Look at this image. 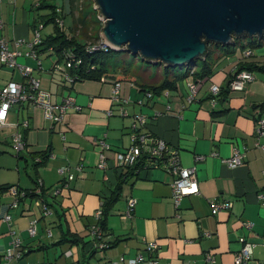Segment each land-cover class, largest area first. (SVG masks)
Instances as JSON below:
<instances>
[{
	"label": "crops",
	"instance_id": "0c3cea01",
	"mask_svg": "<svg viewBox=\"0 0 264 264\" xmlns=\"http://www.w3.org/2000/svg\"><path fill=\"white\" fill-rule=\"evenodd\" d=\"M52 6L62 9L63 19L71 16L72 27L65 23L67 36H71L81 15L71 13L69 0H0V39L11 51L22 53L18 64L30 68L31 76L51 94L53 103L69 94L80 107L78 112L67 113L62 123L45 119L41 108L15 105L8 112V126L0 129V264L10 247V228L17 231L22 248L20 258L9 264H127L138 255L153 258L157 264H235L242 247L240 238L254 244L246 264H264V199L259 198L264 195V136L257 135V122L264 121V75L255 73L243 91H231L227 86L239 61L264 65V43L247 59H243L241 46L228 57L217 50L213 73L198 80L196 100L190 104L186 84L191 78L177 90L151 94L150 99L140 79L112 73L99 81L78 80L67 88L63 84L68 71L55 54L36 50L40 63L25 56L38 25H44L42 40L53 34L52 24L53 31L43 33ZM17 40L23 41L21 45L16 46ZM11 81L26 83L17 68L0 62V88ZM115 81L121 83L119 102L112 95ZM212 85L220 87V94L211 95ZM120 108L126 110V116H120ZM139 115L146 118V127L140 130L151 132L176 150L183 167H196L199 194L184 198L178 210L171 196L172 179L163 169L120 178L116 152L130 146ZM22 121H28L27 128L20 126ZM15 132L21 133L26 143L24 154L18 157L7 155L5 149L13 148ZM102 138L110 147L104 151L105 171L98 168L103 149L96 141ZM234 147L243 159L231 169L223 159L231 157ZM49 153L53 158L45 157L35 166L38 156ZM200 156L203 160L197 161ZM63 167L69 170L60 175L58 170ZM38 180L46 197L67 183L56 196V213L43 217L32 202L10 209L13 197L7 186L33 190ZM116 194L119 198L111 203ZM130 198L136 201L132 218L122 219ZM212 201H230L232 206L214 212ZM107 205V213L97 218ZM7 214L12 225L4 221ZM32 219L39 221L35 237L27 233ZM246 222L251 228L244 226ZM95 229L102 232L107 247H94L91 233ZM147 243L157 245L151 254L146 251Z\"/></svg>",
	"mask_w": 264,
	"mask_h": 264
},
{
	"label": "built area",
	"instance_id": "2783aa9c",
	"mask_svg": "<svg viewBox=\"0 0 264 264\" xmlns=\"http://www.w3.org/2000/svg\"><path fill=\"white\" fill-rule=\"evenodd\" d=\"M57 13H61L62 9L58 8ZM55 24L59 27L61 31L67 32L65 27V22L62 16L55 17ZM104 25V20H102ZM44 25L40 24L34 30L33 39L29 43L30 51L25 53L26 57L34 58L38 60V53L35 50V47L42 42L41 31L43 30ZM67 34V33H66ZM23 41L17 40L15 42L16 46L21 45ZM112 50L108 45L103 43L99 38L93 43H87L85 46V52L93 54L98 51L107 52ZM22 56V53L17 50L11 51L8 47L7 42L4 39H0V62L2 65L9 67L10 69L17 68L20 71L22 77L26 80L25 84L17 83L11 81L7 83L4 87L0 88V129L8 126L7 125V116L10 109L15 105L23 106L26 105L30 108H41L43 110L44 118L52 121L53 123H62L64 117L69 112H78L80 107L76 105L75 99L69 94L64 96L62 100L58 103H53L51 101V94L42 90L40 87V82L31 76V70L28 67L19 65L17 59ZM253 56L252 50L243 51V59L250 58ZM81 64V59L77 57L74 52H69L66 56V61L64 62V67L68 71L65 74L64 87L71 88V86L77 81V77L71 75L69 71L71 69H76L78 65ZM57 66V65H56ZM55 66V68H56ZM58 68V66H57ZM254 80V74L243 70L237 73L231 80L229 88L231 91H243L247 83ZM188 94L186 101L187 103L195 102L196 95L198 91V83L192 80L187 82ZM121 83L115 81L113 83L112 95L113 100L116 102L120 101ZM210 93L212 96H216L220 93V87L217 85H212L210 87ZM147 97L150 99L151 94L147 93ZM119 114L121 117L127 115L125 109L120 108ZM140 125L139 128L137 126ZM14 127L16 125H13ZM21 127L27 128L28 121H22L20 124ZM135 131L131 134V144L127 149L116 152V162L120 170L126 171L131 168L138 166V169H163L171 177V196L175 206V209L178 210L182 200L186 197L198 195L199 186L197 181V170L196 167H183L179 161L178 153L176 150L169 149L166 143L148 131H142L146 127V118L143 115L135 117L134 123ZM142 128V130H140ZM257 135L258 137L264 136V121L260 120L257 122ZM97 144L102 146L103 152L99 155V164L98 168L101 170L107 169V161L104 154V151L110 149L109 145L102 138L96 141ZM12 144L15 150V156L18 157L22 151L25 150L26 143L22 137V134L15 132L12 136ZM264 148V147H263ZM53 154L49 153L48 156H38L35 159L36 164L43 162L44 158H53ZM243 155L237 148H233V153L231 157L223 159V163L226 164L229 168L233 169L241 165ZM197 161L203 160V157H197ZM69 170L68 167H63L58 170L60 175H63ZM138 172V171H137ZM73 179L72 175L68 176V181ZM66 182H63L61 186L56 187L53 190L52 195L58 196L61 192V189L66 188ZM9 192L11 193L13 200L9 204L10 209H21L22 206L28 202L29 204L35 203V205L40 209L43 217L52 215L53 212L51 208L43 201L42 198L31 199L29 193L25 190L19 188L18 186L9 187ZM33 193L40 197L43 193V187L40 180L37 182V186L33 190ZM260 199H264V195L259 194ZM136 201L134 199H129L127 201V210L124 214L121 215L122 219L132 218V209L134 208ZM210 206L214 212H219L222 210H229L232 206L230 201L216 203L212 201ZM97 218H100L101 211L97 213ZM4 221L8 225L13 224V219L11 215L7 214L4 217ZM36 219H32L29 222L27 228V233L30 237H35L38 234V223ZM246 228H251V224L246 222L244 224ZM48 236H51V231H46ZM11 236L10 247L6 249L3 254V263L9 264L11 260L18 259L21 256L22 240L19 238L18 233L15 229L10 228L9 232ZM91 235L94 239V247L96 249H103L108 246V243L104 241L103 234L99 229H95ZM239 241L242 244V247L235 256V264H246L252 257L254 244L246 241L244 238H240ZM157 248L155 243H147L146 251L151 254ZM70 255V252L66 253ZM123 260V257L120 258ZM127 264H157L155 259H146L143 255H138L134 259H130Z\"/></svg>",
	"mask_w": 264,
	"mask_h": 264
},
{
	"label": "water",
	"instance_id": "95a60500",
	"mask_svg": "<svg viewBox=\"0 0 264 264\" xmlns=\"http://www.w3.org/2000/svg\"><path fill=\"white\" fill-rule=\"evenodd\" d=\"M99 38L164 68L189 67L212 44L264 37V0H93Z\"/></svg>",
	"mask_w": 264,
	"mask_h": 264
},
{
	"label": "trees",
	"instance_id": "16d2710c",
	"mask_svg": "<svg viewBox=\"0 0 264 264\" xmlns=\"http://www.w3.org/2000/svg\"><path fill=\"white\" fill-rule=\"evenodd\" d=\"M69 4L71 7V13H73L74 11H78L81 15V18L79 19V23L74 24V27L78 29L77 31L78 34L76 36H80V33H82L84 34V36H86V38L90 39L91 37L90 30L92 28H91V25L85 21L84 15L82 16L83 10L81 9L80 0H69ZM50 9H51V14L48 16V21L45 26L52 24L54 26V33L46 37L44 40H42V42L35 47V50H37L39 53H47L48 51H51L52 54L56 55L59 62L60 61L65 62L67 54L71 51L74 52L77 55V57L81 59V64L78 65L76 69H71L69 73L71 75L76 76L77 81L78 80L99 81L102 79V77L108 74H111V73L115 75L118 74L116 71H113L114 69H112L113 67L111 64V57L113 55V50H109L107 52L98 51L93 54L86 53L85 46L87 43L85 44V43L79 42L74 36L72 37L67 36V34L64 31H61L59 27L55 24V21H54L55 17L61 16V14L64 15L63 11L60 14L57 13L56 11L57 9L55 6L50 7ZM98 39L99 37H97L96 40L94 39V41H91L89 43H93L97 41ZM234 45H236V43H234ZM257 45H258L257 42L253 40L251 42H247L245 45H242L241 48L244 50H248V49L253 50L254 48H256ZM217 49L225 51L222 55L223 57L231 56L235 52L234 47L231 50L229 47L223 48V46L219 45ZM116 53H119L118 58L120 57L123 58V60H121L122 61L121 64L128 62L129 59L133 61H138L136 59L137 57L131 58V55L124 51H119ZM212 53H218V52L214 51L210 45L207 50V55L203 59H200V60H203L201 66H197L196 63L194 62L189 67H185L184 72L177 73V74L173 71V68H164L162 67V65L158 64L156 65L157 71L159 69V72L162 75L159 77L155 76L153 78L148 75L145 78L143 77V75L139 76L140 77L139 79L142 81L140 86L142 87V90L147 91L150 94L154 95V94H159L165 90H170V91L177 90L178 86L181 83H183L187 78H191L192 81L198 82L199 79L211 76L213 73V62L209 61V58ZM219 58L220 56L217 57V59ZM125 67L126 68H124L122 71L124 72V74H127L129 70V65L127 64ZM243 70L249 71L253 74L261 73L264 75V65H258L257 63L248 61V60H243V61L238 62L237 71L235 75ZM232 78L229 79V82L227 85L228 87H229V84ZM37 165H40V164H36L35 166ZM138 168L139 167L136 166L129 170L121 171L120 178H123L126 180L129 177L138 175L141 171L144 170V169H138ZM7 187H10V186H7ZM7 187H3L1 189L5 190ZM33 190H25L26 192L29 193L28 195L29 197H31L32 200L38 198V196H36L33 193ZM40 198H42L43 201L47 203V205L51 208L52 212L55 214L56 213V201H57L56 196L51 195L50 197H46L43 192ZM118 198H119L118 194H116L115 199L111 203H115V200H117ZM108 205L106 207L107 210H104V208H102L101 215H105L107 213ZM105 206L106 205H104V207Z\"/></svg>",
	"mask_w": 264,
	"mask_h": 264
},
{
	"label": "rangeland",
	"instance_id": "374dc122",
	"mask_svg": "<svg viewBox=\"0 0 264 264\" xmlns=\"http://www.w3.org/2000/svg\"><path fill=\"white\" fill-rule=\"evenodd\" d=\"M80 3H81L80 4L81 5V9L83 10L82 16L84 15L85 21L88 22L91 25V28H92L90 30L91 37H90V39H88L82 33H80V36H76L78 34V32H77L78 29H76L74 27L71 29V31H72L71 34L74 37H76V39L79 42H81V43H85V42L89 43L91 41H94V39L96 40V38L99 37L100 31H101L102 26H103V22H101V20L98 18V11H96L93 8V6H94V1L93 0H81ZM77 14H80V13L77 11ZM64 20H65V23H66L67 26L71 25V27H72V19H71L70 15L65 16ZM51 31H53V27L50 24L44 30L43 33L47 34V33H51ZM71 36H69V37H71ZM262 39H264V38L243 36V37H240V38H235L234 43H236V45L232 44L230 46H226V48L229 47L232 50L233 47L234 48L236 47V49H238V52H239L240 46L245 45L247 42H251V41L255 40L257 42V44H260V43L263 44L264 40H262ZM211 47H212V49L214 51H217L218 50L217 48L219 47V45L212 44ZM224 47L225 46H223V48ZM260 47H262V45H257L255 50H257ZM214 56H215V53H212L210 58H209L210 62H213V60L215 59ZM118 57H119V53H116V52L113 51V55L111 57V64H112V67H113L112 69H114L113 71H116L122 77H125V76L127 77L128 76L130 78H134V80L136 81V80H139V78H140L139 76H142V75H143L144 78L147 75L152 77V78L155 77V76L159 77V76L162 75L159 72V69L157 71L156 65L147 64V62L141 60L140 57H137V58L135 57L138 61H133V60L129 59L128 62H126L124 64H121V62H122L121 60H123V58L122 57L118 58ZM131 58H133L132 55H131ZM202 61L203 60H196L195 63H196L197 66H201ZM127 64L129 65V70H128L127 74H124V72L122 70L124 68H126L125 66ZM184 70H185V67H183V66L182 67L173 68V71L176 74L184 72ZM5 149L7 150V155H10V156L11 155H13V156L15 155V150L13 148L8 147V148H5ZM24 151L21 152V156L24 154Z\"/></svg>",
	"mask_w": 264,
	"mask_h": 264
}]
</instances>
